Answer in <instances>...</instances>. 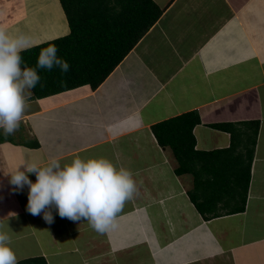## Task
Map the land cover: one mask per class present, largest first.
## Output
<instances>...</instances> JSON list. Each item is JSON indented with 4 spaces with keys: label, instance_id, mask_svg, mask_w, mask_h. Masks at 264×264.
I'll use <instances>...</instances> for the list:
<instances>
[{
    "label": "crops",
    "instance_id": "obj_1",
    "mask_svg": "<svg viewBox=\"0 0 264 264\" xmlns=\"http://www.w3.org/2000/svg\"><path fill=\"white\" fill-rule=\"evenodd\" d=\"M153 1L161 15L96 88L32 89L20 128L0 130V224L18 263L264 264V0ZM0 29L31 47L70 31L60 0H0ZM189 111L195 173L180 174L152 128ZM101 156L136 184L104 234L54 207L52 224L31 215L6 175Z\"/></svg>",
    "mask_w": 264,
    "mask_h": 264
},
{
    "label": "clouds",
    "instance_id": "obj_2",
    "mask_svg": "<svg viewBox=\"0 0 264 264\" xmlns=\"http://www.w3.org/2000/svg\"><path fill=\"white\" fill-rule=\"evenodd\" d=\"M30 47L26 35H11L0 29V130L6 136L20 128L31 90L41 80L39 71L58 67L67 73L70 69L69 63L58 56L54 43L41 49L35 67L27 66L21 53ZM6 175L13 192L27 186L26 210L31 215L42 214L44 221L52 224L54 216L49 209L54 207L61 218L86 220L100 234L114 226L125 202L136 191L132 173L102 156L75 157L67 163L53 157L44 165L20 164ZM16 215L9 213L10 217ZM10 231L0 224V264H18Z\"/></svg>",
    "mask_w": 264,
    "mask_h": 264
},
{
    "label": "trees",
    "instance_id": "obj_3",
    "mask_svg": "<svg viewBox=\"0 0 264 264\" xmlns=\"http://www.w3.org/2000/svg\"><path fill=\"white\" fill-rule=\"evenodd\" d=\"M70 31L67 35L41 43L21 53L24 63L35 67L41 49L54 43L58 56L70 69L61 72L40 70V82L34 96L43 97L83 84L96 88L114 70L137 41L162 13L153 0H60ZM199 122L196 112L189 111L153 126L157 141L169 146L182 174L195 173L193 126ZM226 128L228 127L225 126ZM190 166V167H189ZM18 264H46L43 258L24 259Z\"/></svg>",
    "mask_w": 264,
    "mask_h": 264
},
{
    "label": "bare ground",
    "instance_id": "obj_4",
    "mask_svg": "<svg viewBox=\"0 0 264 264\" xmlns=\"http://www.w3.org/2000/svg\"><path fill=\"white\" fill-rule=\"evenodd\" d=\"M161 119V118H160Z\"/></svg>",
    "mask_w": 264,
    "mask_h": 264
}]
</instances>
